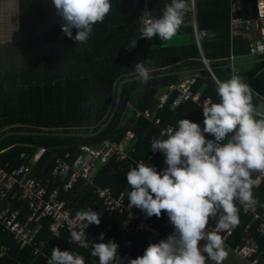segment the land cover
I'll return each mask as SVG.
<instances>
[{
	"label": "trees",
	"instance_id": "obj_1",
	"mask_svg": "<svg viewBox=\"0 0 264 264\" xmlns=\"http://www.w3.org/2000/svg\"><path fill=\"white\" fill-rule=\"evenodd\" d=\"M110 3L111 10L102 22L93 26L89 40L76 43L75 29L72 38L61 31L63 20L57 15L52 0H15L17 37L0 43V170L10 172L22 163L20 154L29 162L44 148V154L32 167L35 177L45 178L55 158L72 162L82 147L97 148L105 141L122 144L128 132L134 135L131 158L147 161L153 153L152 140H164L161 130L177 127L181 119L197 123L205 139L214 140L203 133L204 117L199 105L209 98L212 103H219L220 98L215 91V80L204 69L203 61L215 79L226 81L235 72L231 62L246 60L248 69L241 78L253 90L252 103L257 113L264 112V56H248L251 39L230 37L231 17L241 21L258 19L256 0H188L184 25L168 41L158 36L141 39L140 13L145 5L152 18H160L164 5L171 0H110ZM234 3L238 10L232 15ZM203 30L214 33V38L201 39ZM133 40L136 46L129 48ZM141 62L151 69L147 84H141L134 72L135 65ZM187 76H195L192 91L198 100L173 109L171 104L176 94L169 93L168 87ZM165 94L168 101L159 109V99ZM135 111H149L150 120L136 119ZM157 121L159 124L155 125ZM65 154L69 158H64ZM164 159L162 153L155 152L147 165L160 173L167 167ZM130 169L128 163L110 159L96 170L93 182L98 187L109 188L114 197L124 193L125 202L129 203L128 193L132 189L126 174ZM251 178L256 180L253 173ZM66 179L63 176L59 181ZM89 189L80 180L68 194L59 190V196L73 210L90 207L100 213L101 205ZM252 192L258 201L253 206L258 219L244 213L243 207L236 203L240 222L226 244L232 248L238 245L248 225L247 234L256 237L258 243L254 257L257 264H264V232L261 236L255 232L264 220V178L254 184ZM6 201L12 210L23 208L16 200L9 201V196ZM135 210L139 209L135 207ZM105 217L108 216L100 213L101 222L99 226L93 225L92 232L104 230L108 223L111 229L106 238L119 240L120 216ZM153 222L152 230L131 238L133 257H142L150 244L160 242V239L150 240L153 230L164 236L174 230L163 211L160 218L153 216ZM48 226L49 221H45L38 237L45 244V257H51L52 249L58 247L61 251L79 253L85 264H98V258L89 250L69 242L71 232L62 231L58 237H52ZM0 242L9 248L8 256L0 264H43L45 257L35 258L30 248L19 250L12 237L1 229ZM203 246L200 242L201 249ZM203 254L207 263V254Z\"/></svg>",
	"mask_w": 264,
	"mask_h": 264
},
{
	"label": "clouds",
	"instance_id": "obj_2",
	"mask_svg": "<svg viewBox=\"0 0 264 264\" xmlns=\"http://www.w3.org/2000/svg\"><path fill=\"white\" fill-rule=\"evenodd\" d=\"M52 4L63 20L61 31L72 38V30H76V43H86L93 26L102 22L112 8L110 0H52ZM188 11V0H171L164 5L160 18L149 14L140 29V38L151 40L158 36L162 41L170 40L184 25ZM214 36L207 30L200 32L201 39ZM135 46L133 40L129 48ZM134 72L141 84L151 78V69L144 62L137 63ZM214 83L220 102L212 103L209 98L202 108L203 133L214 140H206L197 123L181 119L167 139L151 142V151L164 155L166 169L158 173L142 160L126 174L132 189L128 193L130 208L140 209L149 218H160L163 211L175 229L166 239L150 244L142 257L129 264H206L202 253L215 264H222L227 257L225 245L231 251L232 247L224 244L221 233H230L240 222L235 201L245 208L258 203L253 197L255 181L251 177L253 172H264V118H257L253 90L240 75L233 74L226 81L216 78ZM77 218L79 230L70 233L69 242L89 248L84 229L99 226L100 213L88 208L78 212ZM210 218L215 219V228L206 231ZM99 239H104L103 234ZM202 240L207 241L203 249ZM117 249L111 240L95 243L91 255L98 258V264H120ZM245 261L250 264L251 260ZM48 264H85V260L77 252L54 247Z\"/></svg>",
	"mask_w": 264,
	"mask_h": 264
},
{
	"label": "built area",
	"instance_id": "obj_3",
	"mask_svg": "<svg viewBox=\"0 0 264 264\" xmlns=\"http://www.w3.org/2000/svg\"><path fill=\"white\" fill-rule=\"evenodd\" d=\"M193 2V0H191ZM256 9L258 20L241 21L237 18H232L230 21V37L236 38L240 36H248L251 33L253 27L260 30L261 36L259 39L254 40L249 45V57L257 58L264 56V0H256ZM238 10L237 6L231 5V14L233 15ZM148 13V14H145ZM145 14V15H144ZM149 19V12L144 5L140 13L141 28L145 25ZM199 45V42L197 40ZM204 63V61H203ZM195 83V76H187L175 84L168 87L169 93L175 92L174 100L171 107L173 109L178 108L180 105L189 101L196 102L198 97L192 91V85ZM168 101V94L162 95L159 99L158 108H162ZM207 99L200 103V111L203 113L202 108L205 105ZM259 118H264L263 113H258ZM135 118H144L149 121L151 118L149 111L143 113L136 112ZM159 122H155L158 125ZM177 127L167 126L161 130V137L168 138V135L172 133ZM134 140V135L128 132L124 138L122 144L102 143L99 147H83L81 153L72 162H65L64 159L59 157L54 159L53 167L48 173L46 178H37L33 175V167L45 152L44 148H40L29 160L26 162L25 155L20 154L19 158L22 159L17 167L10 172L0 170V200L3 202L0 206V229L2 233H6L12 237L14 244L19 250L30 248L35 258L45 257V244L43 241H38V237L41 233V228L45 221H49L48 233L52 237H58L62 231L72 232L78 231L79 220L77 213L80 211H72L68 207L65 201H62L59 196L57 188L50 189V184L54 185L63 176H68L67 181L64 183L63 191L68 194L69 191L75 186L79 179L86 181L88 186H93V194L97 197L102 205L101 215L122 216L120 222L119 231L121 237L119 240L114 241L118 245L117 257L120 260V264H129V261L136 259L130 253L132 247L131 238L138 235L141 232H146L153 229V216L147 217L146 214L141 211L135 210V207L129 206V203L125 202L122 195L118 197H112L110 191L105 188L97 187L93 184V176L96 170L101 165L107 164L110 159H114L117 162L126 163L129 162L130 168L136 167L140 160L132 159L125 153L124 147L130 146ZM153 152L147 161H143L145 165L151 160ZM64 158H69L68 154L64 155ZM256 176L255 183L260 178H264V172H253ZM9 196V201L16 200V202L23 205L15 210H12L9 206V202L6 201V197ZM235 203L240 204L243 207L244 213L252 215L253 219H258L253 207L245 208L238 200ZM25 209V210H24ZM88 209V208H87ZM87 209L83 210L86 211ZM93 211V210H92ZM66 213L67 215L66 217ZM84 223V222H81ZM93 225H89L84 229L85 240L89 244V248L78 246L89 250L91 253V246L95 243H107V232L111 229V225L107 224L105 229L100 232H92ZM215 228V219L212 218L209 221L206 231H211ZM248 225L243 229L244 236L232 251L237 257L245 260H251L250 264H257V260L254 258L255 252L258 250L257 238L247 234ZM175 229L169 234L171 235ZM234 229L230 233H221L224 244L233 235ZM258 236H261L264 232V220H261L257 225L256 231ZM103 234L104 239L100 240V235ZM167 235V236H169ZM167 236L162 235L159 231L153 230L150 235V240L155 242L160 239L164 240ZM201 243L206 244V240H202ZM9 248L0 242V261L8 256ZM203 254V253H202ZM50 256L44 258L43 264H48ZM24 264V263H17Z\"/></svg>",
	"mask_w": 264,
	"mask_h": 264
},
{
	"label": "rangeland",
	"instance_id": "obj_4",
	"mask_svg": "<svg viewBox=\"0 0 264 264\" xmlns=\"http://www.w3.org/2000/svg\"><path fill=\"white\" fill-rule=\"evenodd\" d=\"M14 5L15 0H0V42H4V40H12L14 37H17V27L14 21ZM240 67L241 66L238 65L236 66V69L239 71ZM225 251L227 252V257H229V259L226 257L222 264H247L246 261L244 262V260L234 255L231 248L226 245ZM210 264H215V262L211 260Z\"/></svg>",
	"mask_w": 264,
	"mask_h": 264
},
{
	"label": "crops",
	"instance_id": "obj_5",
	"mask_svg": "<svg viewBox=\"0 0 264 264\" xmlns=\"http://www.w3.org/2000/svg\"><path fill=\"white\" fill-rule=\"evenodd\" d=\"M257 17H258V15H257ZM258 20V19H257ZM256 21V20H255ZM252 22H254V21H252ZM259 33L261 34V32H260V30L258 29V28H256V27H253L252 28V30H251V33H249V35L248 36H240L241 38H248V39H251L252 40V42L251 43H253L254 42V40H256L257 38H258V36H259ZM260 37V36H259ZM259 39V38H258ZM6 41H9V40H4V42H6ZM1 42H3V41H1ZM0 42V43H1ZM232 59V58H231ZM247 61L246 60H242V61H239V62H235V63H232L231 62V66H232V68H233V71H235L234 72V74H237V75H243L244 73H245V71L248 69V67H246V63ZM205 63V62H204ZM241 66L240 67V70L238 71V69H236V66ZM235 68V69H234ZM245 79V78H244ZM197 97H198V95L197 94H195ZM198 100V99H197ZM205 100V99H204ZM208 100V99H207ZM263 114H264V112H263ZM131 146V148L130 149H127L126 147H124V150H125V153L126 154H128L129 156H130V154L133 152V148H132V144L130 145ZM131 157V156H130ZM77 158V157H76ZM75 158V159H76ZM126 163H128L129 164V162H126ZM129 167H130V164H129ZM134 168V167H133ZM132 169V168H131ZM95 174V173H94ZM46 177H48V175L46 176ZM45 177V178H46ZM94 177V176H93ZM67 178H68V176H67ZM83 181V183H84V185L86 186V188H91V189H89L90 190V193H91V195H93V196H95L94 194H93V186H88V184L86 183V181L85 180H83V179H79L78 181ZM66 181H67V179H66ZM66 181H62V182H60V181H58L57 183H55L54 185H51L50 184V186H55V188H57L58 189V191L59 190H63V186H64V183L66 182ZM78 183V182H77ZM93 184L95 185V183L93 182ZM76 185V184H75ZM96 186V185H95ZM98 187V186H97ZM74 188V187H73ZM72 188V189H73ZM105 189H108L109 191H110V194H111V196L112 197H114L113 195H112V193H111V190L109 189V188H105ZM63 193H64V191H63ZM120 195H122L123 197H125V194L124 193H122V194H120ZM119 195V196H120ZM96 197V196H95ZM118 197V196H117ZM97 198V197H96ZM62 201H65V200H62ZM97 201L99 202V200L97 199ZM66 202V201H65ZM66 204H67V202H66ZM99 204H100V202H99ZM236 204V203H235ZM68 205V204H67ZM101 205V204H100ZM253 207V206H252ZM87 208H90V207H87ZM87 208H85V209H87ZM254 208V207H253ZM85 209H81V210H73L72 208H71V210L74 212V211H83V210H85ZM255 209V208H254ZM92 210V209H91ZM101 210H102V205H101ZM104 216V215H103ZM112 216V215H111ZM111 216H108V217H111ZM108 217H105V218H107L108 219ZM116 217H118V216H116ZM121 220H122V216H120V220H118L117 221V224H118V229H119V226H120V222H121ZM108 224V223H107ZM106 224V225H107ZM106 227V226H105ZM120 239V238H119ZM235 255V254H234ZM228 259H229V257H227ZM210 262H211V260L210 259H207V263L206 264H210ZM244 262H245V260H244ZM247 262V261H246ZM247 264H249V262H247Z\"/></svg>",
	"mask_w": 264,
	"mask_h": 264
},
{
	"label": "water",
	"instance_id": "obj_6",
	"mask_svg": "<svg viewBox=\"0 0 264 264\" xmlns=\"http://www.w3.org/2000/svg\"><path fill=\"white\" fill-rule=\"evenodd\" d=\"M203 64H204V66H203L204 69L207 70V71H209V73L212 75L213 79L215 80V78H214V76H213V74L211 72V69L209 67H207L205 63H203Z\"/></svg>",
	"mask_w": 264,
	"mask_h": 264
}]
</instances>
